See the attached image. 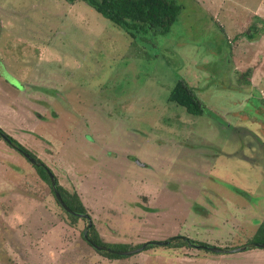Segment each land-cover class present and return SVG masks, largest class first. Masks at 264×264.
<instances>
[{"label":"rangeland","instance_id":"obj_1","mask_svg":"<svg viewBox=\"0 0 264 264\" xmlns=\"http://www.w3.org/2000/svg\"><path fill=\"white\" fill-rule=\"evenodd\" d=\"M175 1L168 34L134 41L79 0H0V129L81 196L105 242L232 249L264 218V0ZM180 79L203 116L168 101ZM69 222L0 137V264H264L256 247L188 245L109 260Z\"/></svg>","mask_w":264,"mask_h":264},{"label":"trees","instance_id":"obj_2","mask_svg":"<svg viewBox=\"0 0 264 264\" xmlns=\"http://www.w3.org/2000/svg\"><path fill=\"white\" fill-rule=\"evenodd\" d=\"M68 4H73L77 0H64ZM85 3L87 6L92 8L99 15L113 23L118 28L122 29L128 34L134 41H143L145 36H164L169 33L172 25L177 21L179 14L182 10V5L178 4L175 0H79ZM254 25V24H253ZM253 25L251 27H253ZM249 30V29H248ZM250 35V36H249ZM242 37L248 36V39L253 40V35L249 34L248 31L240 33L235 36V40ZM250 70H246L241 73L243 83L250 85ZM264 101V98H262ZM168 101L174 102L177 105L183 107L187 114L192 116H203L206 111V105L201 98L196 94L194 89L183 79L177 81L172 91L169 94ZM0 131H2L0 129ZM12 141V148H14L19 154L27 153L31 158L36 161L43 163L39 160L32 152L26 149L16 139L9 137ZM23 156V155H22ZM25 158V157H24ZM26 159V158H25ZM27 160V159H26ZM28 161V160H27ZM29 162V161H28ZM30 163V162H29ZM31 164V163H30ZM44 164V163H43ZM32 165V164H31ZM35 171L39 174L41 179L48 185L50 193L54 197L56 205L61 211L68 217L69 223L73 225L79 221V217L74 216L66 212L57 202L54 193L51 189L49 176L47 171L54 173L44 164L43 167H35L32 165ZM56 180V188L61 196L64 204L77 213H87V209L81 202L80 197L76 192H69L67 189L59 185L57 177L54 175ZM85 221L86 219H82ZM87 221V220H86ZM82 240L92 247L83 238V231L80 233ZM88 237L91 241L106 247L113 251H127L138 248L140 245H129V244H114L105 242L98 230L92 224L91 229L88 232ZM190 242L198 245H207L205 243L193 241ZM248 243L264 244V218L260 222L254 236L248 241ZM175 246V248L186 247L187 243L178 239V237H172L170 243L167 245ZM152 247L148 245L145 250ZM93 248V247H92ZM94 249V248H93ZM96 251V250H95ZM97 252V251H96ZM109 260L123 259L125 256H119L115 253L108 251L97 252Z\"/></svg>","mask_w":264,"mask_h":264},{"label":"water","instance_id":"obj_3","mask_svg":"<svg viewBox=\"0 0 264 264\" xmlns=\"http://www.w3.org/2000/svg\"><path fill=\"white\" fill-rule=\"evenodd\" d=\"M0 137L2 140H4L9 146H12V141L10 140V136L4 132L0 131ZM23 157H25L32 165H34L35 167H43L44 164L40 163L38 161H36L35 159L31 158L27 153H22ZM47 174L49 176V180H50V185H51V189L54 193V196L57 200V202L59 203V205L69 214H72L74 216H77L81 219H86L87 220V225L83 231V238L84 240H86L93 248L94 250H96L97 252L100 251H108V252H112L115 253L119 256H131L133 254H137L141 251H143L148 245H158V246H167L170 241L171 238L165 240V241H159V242H146L144 244H142L141 246H139L138 248H135L133 250H127V251H113L110 249H107L104 246H101L93 241H91L88 237V232L92 227V220L89 216V214L87 213H77V212H73L71 209H69L64 202L61 199L60 194L58 193V190L56 188V180L55 177L52 173H50L49 171H47ZM178 239L184 241L187 243L188 246L194 247L196 249H202L208 252H212V253H217V254H228V253H236V252H242L247 250L250 247H256V248H260L264 250V244H258V243H247L243 246H239L236 248H232V249H226V248H220V247H215V246H209V245H198V244H193L190 242V239L187 237H183V236H177Z\"/></svg>","mask_w":264,"mask_h":264},{"label":"crops","instance_id":"obj_4","mask_svg":"<svg viewBox=\"0 0 264 264\" xmlns=\"http://www.w3.org/2000/svg\"><path fill=\"white\" fill-rule=\"evenodd\" d=\"M257 14H256V12L254 13V15L253 16H256ZM253 26H255V25H253ZM246 71V70H245ZM250 72H251V70H250ZM241 73H243V72H241ZM258 74V70L257 71H253L252 72V75H251V79H253V80H258V78H256V75ZM250 80V79H249ZM252 81V80H251ZM4 83H6L5 81H4ZM8 85V87H12L11 85H9V84H7ZM12 89H14L13 87H12ZM15 90V89H14ZM263 94H264V92H263ZM10 137H12V138H14V139H17V141H19L20 142V140L18 139V137L16 136V135H11ZM21 143V142H20ZM22 144V143H21ZM23 145V144H22ZM24 146V145H23ZM70 167H72V166H70ZM55 174V173H54ZM55 176L57 177V175L55 174ZM78 196L80 197V199H81V202L83 203V205L85 206V203H84V201L82 200V198H81V196L78 194Z\"/></svg>","mask_w":264,"mask_h":264},{"label":"flooded vegetation","instance_id":"obj_5","mask_svg":"<svg viewBox=\"0 0 264 264\" xmlns=\"http://www.w3.org/2000/svg\"><path fill=\"white\" fill-rule=\"evenodd\" d=\"M6 81V80H5ZM12 86V85H11ZM12 87H14V86H12ZM2 130V129H1ZM1 132H4V131H1ZM6 133V132H5ZM7 134V133H6Z\"/></svg>","mask_w":264,"mask_h":264}]
</instances>
